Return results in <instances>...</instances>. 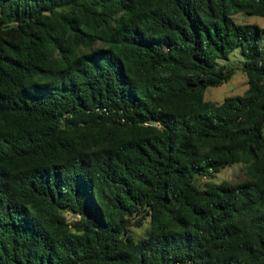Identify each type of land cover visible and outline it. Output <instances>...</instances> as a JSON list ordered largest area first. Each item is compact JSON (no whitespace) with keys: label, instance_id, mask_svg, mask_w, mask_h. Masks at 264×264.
<instances>
[{"label":"trees","instance_id":"obj_1","mask_svg":"<svg viewBox=\"0 0 264 264\" xmlns=\"http://www.w3.org/2000/svg\"><path fill=\"white\" fill-rule=\"evenodd\" d=\"M239 12L264 0H0V264H264V28ZM239 47L248 89L206 100Z\"/></svg>","mask_w":264,"mask_h":264},{"label":"rangeland","instance_id":"obj_2","mask_svg":"<svg viewBox=\"0 0 264 264\" xmlns=\"http://www.w3.org/2000/svg\"><path fill=\"white\" fill-rule=\"evenodd\" d=\"M234 19L239 23H251L258 24L264 28V17L257 15H249L243 12H239L234 15ZM264 48V39L262 42ZM244 58L241 54L240 47L235 49L231 54L229 60L220 59V64H227L229 67L235 69L234 76L226 83L220 86L208 87L205 92V99L215 102H222L227 96L244 94L248 89L247 75L241 70ZM246 178V167L242 163H235L228 167L221 169L220 172L215 173L211 178H203L202 182L210 180L216 183H220L224 180L236 182ZM149 223L147 222L143 227H132V231L137 236H142L146 233Z\"/></svg>","mask_w":264,"mask_h":264}]
</instances>
